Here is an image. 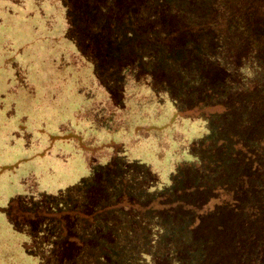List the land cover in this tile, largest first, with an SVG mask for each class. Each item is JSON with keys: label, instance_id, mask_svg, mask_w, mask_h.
I'll use <instances>...</instances> for the list:
<instances>
[{"label": "rangeland", "instance_id": "obj_1", "mask_svg": "<svg viewBox=\"0 0 264 264\" xmlns=\"http://www.w3.org/2000/svg\"><path fill=\"white\" fill-rule=\"evenodd\" d=\"M246 2L230 10L227 7V14L223 13L232 16L233 11L238 13L242 7L246 11L252 2L257 7L237 15L251 16L246 19L252 23L253 31L260 34L254 46L241 47L239 56L232 58L244 78L250 76L252 64L264 70V0ZM68 3L73 5L70 9L61 0H0V264H39V258L32 255L35 247L31 237L16 230L12 219L23 223L24 217L17 214L19 207L23 203L26 207L28 203L37 205L41 195L60 208L70 205L72 197L68 191L72 186L84 193L85 199L93 194L94 201L110 204L109 212L100 218L103 241L112 230H118L121 237L131 235L123 228L111 227L137 226L132 231L134 236L127 240L138 242L144 247L139 251L150 255L151 250L146 248L160 233L155 227L174 216L175 204L188 193L187 179L191 188L187 166L194 162L191 153L203 149L198 144L208 132L207 122L200 116L202 109L193 110L192 102L201 94L212 93L210 86L203 92H194L183 78L167 85L164 64L155 73H143L153 62L157 65L156 59L147 53L146 42L132 47V51L139 53L135 54L139 61L135 68L127 67L126 87H119L122 77L109 70L113 61L102 70L92 57L84 58L76 44L66 38L70 28L67 21L77 11L74 1ZM128 28L132 33L138 31L135 26ZM143 28L140 33H145ZM105 48L102 44L101 49H96ZM203 65L205 71L212 65L207 55ZM96 66L101 70V81L95 73ZM176 69L180 76L186 72L178 66ZM217 78L207 77L216 91ZM243 87V83L237 87L238 93L244 92ZM174 102L184 109L177 108ZM242 104L232 93L216 108L220 112ZM258 124L264 126V122ZM251 134L255 132L246 133ZM100 168L106 171L99 179H85L91 178L92 170ZM175 180L181 190L158 196L163 189H171ZM113 182L119 186L113 187ZM107 186L109 195L104 197ZM135 195L149 200L151 197L149 208L135 201ZM189 197L200 196L194 193ZM150 209L148 219L124 218L126 213L139 217ZM45 215L40 210L38 221ZM63 215L67 214L60 213ZM77 215L87 223L92 221L83 210ZM190 224L192 227L197 223ZM144 227L151 228V232L144 231ZM142 233L153 237L139 241ZM71 243L76 246L77 241ZM90 246L87 249V243H81L77 249L89 252Z\"/></svg>", "mask_w": 264, "mask_h": 264}, {"label": "trees", "instance_id": "obj_2", "mask_svg": "<svg viewBox=\"0 0 264 264\" xmlns=\"http://www.w3.org/2000/svg\"><path fill=\"white\" fill-rule=\"evenodd\" d=\"M68 1L76 3L77 11L67 21L70 28L66 38L76 44L84 58L92 57L102 70L113 61L109 70L122 77L123 84L119 87H126L127 67L135 68L139 61L135 56L139 53L132 51V47L146 42L147 53L156 59L157 65L153 62L143 73H155L160 64H164L167 85L176 78H183L194 92L200 89L203 92L210 86L212 93L201 94L192 102L193 110L202 109L200 116L206 120L208 132L198 144L203 149L197 154L191 153L194 162L187 166L191 188L187 179L188 193L175 204L174 216L170 215L165 218H171L169 221L155 227L160 233L154 235L152 244L146 248L151 250L150 255L139 251L143 246L138 242L127 240L134 236L132 231L137 226L111 227L123 228L131 235L121 237L118 230H112L103 241L100 218L109 212L110 204L94 201L93 194H86L85 199V194H80L76 186L68 191V196L72 197L68 206L60 208L42 195L37 205L18 206L20 213L17 214L24 217L23 223L11 219L16 223V230L31 237L35 247L32 255L39 258V264H264V126L258 124L264 122V70L252 64L250 76L244 78L232 61L239 56L241 47L254 46L260 35L246 19L251 16L237 15L257 7L252 2L246 11L242 7L238 13L233 11L232 16H226L223 13L228 12L227 7L230 10L247 0H61L67 9L73 6ZM219 17L225 18L220 21ZM124 20L128 23L124 24ZM134 26L138 31L132 33L128 27ZM142 27L145 33H140ZM100 28L102 33H99ZM102 44L106 48L100 50ZM206 55L212 64L207 71L203 65ZM176 66L185 69V74L180 76ZM95 73L101 81V70L97 66ZM207 77H218L214 79L217 91L216 86L209 85ZM242 83L244 92L238 93L237 87ZM232 93L243 104L217 111V104H224ZM175 105L184 109L182 104ZM249 130L255 134L247 136ZM99 170H92L91 178L85 179H99L106 171L105 168ZM108 186L104 197L109 195ZM116 186L119 185L113 182V187ZM179 190L181 187L175 180L171 189H163L158 196ZM194 193H198L199 199L189 197ZM135 196V201L149 208L151 197L149 200ZM40 210L46 215L38 221ZM80 210L92 221L87 223L78 216ZM150 211L139 217L126 213L124 218L148 219ZM60 213L67 215L61 217ZM193 221L197 224L190 227ZM143 230L151 232L148 227ZM172 235H175L173 240ZM152 237L142 233L138 238L140 241ZM72 240L77 241L76 246ZM81 243H87V249L91 245L89 252L77 249Z\"/></svg>", "mask_w": 264, "mask_h": 264}]
</instances>
